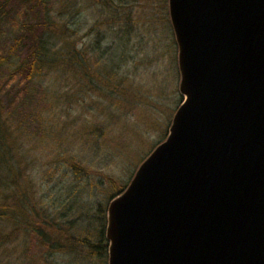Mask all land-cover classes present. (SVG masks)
<instances>
[{"label":"rangeland","instance_id":"obj_1","mask_svg":"<svg viewBox=\"0 0 264 264\" xmlns=\"http://www.w3.org/2000/svg\"><path fill=\"white\" fill-rule=\"evenodd\" d=\"M34 12L80 62L43 66L10 108ZM179 79L168 0H0V264H107L86 241L105 237L111 197L166 137Z\"/></svg>","mask_w":264,"mask_h":264},{"label":"water","instance_id":"obj_2","mask_svg":"<svg viewBox=\"0 0 264 264\" xmlns=\"http://www.w3.org/2000/svg\"><path fill=\"white\" fill-rule=\"evenodd\" d=\"M182 100L107 205V264H264V0H168Z\"/></svg>","mask_w":264,"mask_h":264},{"label":"trees","instance_id":"obj_3","mask_svg":"<svg viewBox=\"0 0 264 264\" xmlns=\"http://www.w3.org/2000/svg\"><path fill=\"white\" fill-rule=\"evenodd\" d=\"M1 15H4L2 11ZM42 15V14H41ZM46 19L39 13L34 12L31 20L23 21L20 23V35L21 38L26 40L25 42V55L19 65L12 71L10 76L11 85L10 89L6 92L9 96L8 107H15L18 105L22 97L26 94V89L31 82L42 72L43 66L54 68L56 65H64L65 68L73 66V64H79V57L77 53L71 52L66 53V56H61L58 49H54L51 43V37L46 34ZM48 36V37H47ZM46 42L49 43L46 46ZM17 81L19 88H15L12 85L13 82ZM14 89V90H13ZM1 144L4 145V132H2ZM123 188L116 189L113 198L119 194ZM2 205H7L3 202L0 203V217H3L7 211L3 210ZM2 209V210H1ZM5 209V208H4ZM85 241V240H84ZM88 250L92 254L101 255L106 252L107 241L104 237L103 226L99 230L98 242L86 241Z\"/></svg>","mask_w":264,"mask_h":264}]
</instances>
